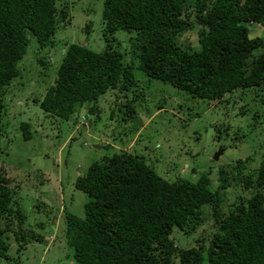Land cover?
<instances>
[{
  "label": "trees",
  "instance_id": "trees-1",
  "mask_svg": "<svg viewBox=\"0 0 264 264\" xmlns=\"http://www.w3.org/2000/svg\"><path fill=\"white\" fill-rule=\"evenodd\" d=\"M187 2L104 0V49L95 52L68 45L53 85L37 103L39 108L69 121L82 106L88 107V115L96 112L98 101L110 90L130 92L137 81L133 64H126L113 47L112 35L118 31L136 32L129 43L139 71L193 99L217 102L236 91L263 87L264 39L250 37L249 27H264V0H193L190 6ZM70 20L68 10L58 8L56 0H0V145L5 89L20 76L18 64L30 37L36 40L35 52L51 48L56 31ZM195 29L198 50L183 48L178 38ZM256 51L260 53L254 56ZM38 63L46 66L41 59ZM18 129L24 140L32 138L30 124L22 122ZM247 160L222 168L215 190L207 174L196 182L183 178L170 182L128 152L92 163L74 182L88 199L84 217L64 211L63 234L72 260L76 264H264V156L257 168L242 174ZM231 183L243 195L222 212L224 191ZM13 195L7 178L0 176V260L7 262L12 259L7 235H12L19 254L28 244L45 241L25 226L26 217L18 206L14 208ZM205 206L214 219L208 244L197 241V247H177L171 238L173 229L197 232Z\"/></svg>",
  "mask_w": 264,
  "mask_h": 264
},
{
  "label": "rangeland",
  "instance_id": "rangeland-1",
  "mask_svg": "<svg viewBox=\"0 0 264 264\" xmlns=\"http://www.w3.org/2000/svg\"><path fill=\"white\" fill-rule=\"evenodd\" d=\"M103 2L56 0L58 8L68 10L69 25L56 31L53 47L40 52H35L37 43L31 36L18 64L20 76L5 89L0 176L7 178L14 192V208L18 206L26 217L25 226L45 241L30 243L19 254L12 235H7L8 256L12 259L0 260V264H76L63 234V216L67 210L83 218V205L88 199L74 188L75 179L83 176L92 163L114 154L138 156L170 182L177 178L196 182L200 175L207 174L212 190L219 186L222 168L248 159L239 171L245 174L263 159L264 86L227 94L217 102L193 99L138 70L129 43L135 31L112 35L114 49L123 55L126 64H133L137 84L130 92L110 90L98 101L96 112L88 115V107L82 106L69 121L45 114L37 103L53 85L67 46L79 44L95 52L104 49ZM192 3L188 0L187 6ZM249 30L250 37L264 39V27L252 25ZM196 31L178 38L183 48L198 50ZM259 53L256 51L254 56ZM39 59L46 62L45 67L39 65ZM22 122L30 124V140H24L18 129ZM221 147L224 153L213 161ZM242 193L238 185L231 183L224 191L221 211L226 212ZM210 210L204 207L203 225L194 234L173 229L171 238L177 247L208 244L214 230Z\"/></svg>",
  "mask_w": 264,
  "mask_h": 264
},
{
  "label": "water",
  "instance_id": "water-1",
  "mask_svg": "<svg viewBox=\"0 0 264 264\" xmlns=\"http://www.w3.org/2000/svg\"><path fill=\"white\" fill-rule=\"evenodd\" d=\"M95 149H99V146L95 145L93 146ZM224 148H220L213 156V161H217L219 157L224 153Z\"/></svg>",
  "mask_w": 264,
  "mask_h": 264
},
{
  "label": "clouds",
  "instance_id": "clouds-1",
  "mask_svg": "<svg viewBox=\"0 0 264 264\" xmlns=\"http://www.w3.org/2000/svg\"><path fill=\"white\" fill-rule=\"evenodd\" d=\"M3 138V137H2ZM95 146V145H94ZM98 146V145H97ZM1 147V146H0Z\"/></svg>",
  "mask_w": 264,
  "mask_h": 264
}]
</instances>
